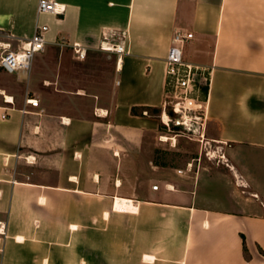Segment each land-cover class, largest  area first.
<instances>
[{"label":"crops","instance_id":"obj_1","mask_svg":"<svg viewBox=\"0 0 264 264\" xmlns=\"http://www.w3.org/2000/svg\"><path fill=\"white\" fill-rule=\"evenodd\" d=\"M58 1L61 15L0 0L9 50L48 27L39 69L0 86V264H264V0ZM110 33L123 53L98 90L84 67ZM175 33L192 34L183 60L209 69L183 167L157 155L163 127L145 111L164 116ZM212 145L219 163L203 155Z\"/></svg>","mask_w":264,"mask_h":264},{"label":"built area","instance_id":"obj_2","mask_svg":"<svg viewBox=\"0 0 264 264\" xmlns=\"http://www.w3.org/2000/svg\"><path fill=\"white\" fill-rule=\"evenodd\" d=\"M37 11L40 14L61 15L64 12V5L58 0H37ZM47 29L48 27L45 24L37 25L33 35L22 45V49L18 52L9 50V45L4 44V51L0 55V69L9 74L28 70L34 54L44 49ZM112 37L113 33L105 35L99 49L118 56L116 60L117 70L120 65V55L123 53V46L120 41L116 44L112 43L110 40ZM191 37L192 34L190 33H175L172 36L170 46L165 55L166 74L171 85V90L167 93L163 105L164 116L167 118L165 111L167 112V108H170L171 114L168 115L177 117L173 120L168 118V121H164L163 116L162 123L166 126H168L167 122L174 124L178 118H181L189 125L196 123L200 126L201 123V111L204 107L202 88L207 86L209 69L189 64L183 60L181 46ZM74 51L78 54L79 58H84V49L74 46ZM27 102L32 106H38V102L35 100L28 99ZM192 111L194 113L189 114ZM198 111L199 114H196ZM200 136L203 137L202 135ZM206 156L209 157L208 151H206ZM191 166V163L187 164L188 169ZM178 173H182V171L178 170ZM152 189L156 190L157 185H153ZM0 235H5V225L1 222Z\"/></svg>","mask_w":264,"mask_h":264},{"label":"rangeland","instance_id":"obj_3","mask_svg":"<svg viewBox=\"0 0 264 264\" xmlns=\"http://www.w3.org/2000/svg\"><path fill=\"white\" fill-rule=\"evenodd\" d=\"M3 47H4L3 44L0 43V55L4 51ZM13 50H15V49L13 48ZM40 53L41 52L35 53L33 58H32V61H31L33 66H35L36 70L39 69L38 65H40L42 63V59H43L42 56L40 55ZM190 53H191L190 48L188 46L183 48V54L184 55L190 54ZM45 54H46V58L51 55L49 50H46ZM94 61H95L94 67H91V68L84 67L86 69V71H85L86 81L89 82L92 79H94L95 76H97V78L98 77L101 78L99 83L96 82L98 90H105L110 85V83L112 81V75H111L110 71L112 70V66H113V57L111 56L110 52L102 51L99 49L97 52V55L94 58ZM66 69H68L67 66L62 67L63 71H66ZM11 77H12V75H9L5 72L0 71V86H7V85L10 86L11 83H13ZM67 78H70V76L68 75ZM75 83L78 85L83 84V83L79 84L77 82H75ZM30 89L34 90L32 87ZM57 107H60L62 110H64V108H65L64 105H61V106L57 105ZM167 110L170 111V108H167ZM165 113H166L167 118L164 116V118H163L164 121H168V118H170L171 120H173L174 118H177L174 115L169 116L166 111H165ZM191 113H194V112L192 111L189 114H191ZM196 114H199V111L196 112ZM159 120L162 123L161 117H159ZM167 123H168V126L163 124L164 127L161 131L162 132L161 136H165L169 139L166 142H162L163 145H161V147L159 148V150L156 153H157V155L161 156V159L165 160L167 163L173 162L175 167H178V166L183 167L187 160H189L192 156H195L197 154L198 143H196L194 141H195V139L200 137L199 130L197 133L192 132V131L185 132L181 128L179 130H172L171 126H170V122H167ZM201 133H202V131H201ZM174 136H177L175 143H173V141H171L172 137H174ZM207 148L208 149L203 151V155H205L204 157H206L210 161H213L214 163H219L220 151L213 145L210 147L207 146ZM206 151H208L209 157L206 156ZM186 166H187V164H186ZM145 167L146 166L144 165V162L140 161L139 164L137 165V168H138L137 171L141 175L145 174L147 171ZM256 172L259 173V170H257Z\"/></svg>","mask_w":264,"mask_h":264},{"label":"trees","instance_id":"obj_4","mask_svg":"<svg viewBox=\"0 0 264 264\" xmlns=\"http://www.w3.org/2000/svg\"><path fill=\"white\" fill-rule=\"evenodd\" d=\"M170 82L169 81H167V84H166V91H169L170 89ZM206 88H207V86H205V87H203L202 88V90H203V93L205 94V92H206ZM146 112H147V114H153V115H155L156 117H160V115H161V109H151L149 112H148V110L146 109L145 110ZM167 113L168 114H171V112L170 111H168L167 110ZM170 126H171V129L172 130H179L180 129V127H178V126H175L174 124H172V123H170ZM161 127H164V125L161 123Z\"/></svg>","mask_w":264,"mask_h":264},{"label":"bare ground","instance_id":"obj_5","mask_svg":"<svg viewBox=\"0 0 264 264\" xmlns=\"http://www.w3.org/2000/svg\"><path fill=\"white\" fill-rule=\"evenodd\" d=\"M161 139H162L163 142H166V141H168L169 138H167L165 136H162ZM133 207H132L130 201L116 199L115 209H117L118 211L132 210Z\"/></svg>","mask_w":264,"mask_h":264},{"label":"water","instance_id":"obj_6","mask_svg":"<svg viewBox=\"0 0 264 264\" xmlns=\"http://www.w3.org/2000/svg\"><path fill=\"white\" fill-rule=\"evenodd\" d=\"M174 125L180 127L185 132L192 131L197 133L199 128L198 124L195 123L189 125L185 123L181 118L176 119Z\"/></svg>","mask_w":264,"mask_h":264}]
</instances>
